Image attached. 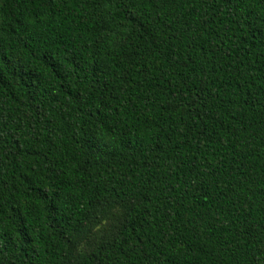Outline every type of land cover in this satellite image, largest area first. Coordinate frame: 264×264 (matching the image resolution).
I'll use <instances>...</instances> for the list:
<instances>
[{"label":"trees","instance_id":"trees-1","mask_svg":"<svg viewBox=\"0 0 264 264\" xmlns=\"http://www.w3.org/2000/svg\"><path fill=\"white\" fill-rule=\"evenodd\" d=\"M0 264H264V0H0Z\"/></svg>","mask_w":264,"mask_h":264}]
</instances>
